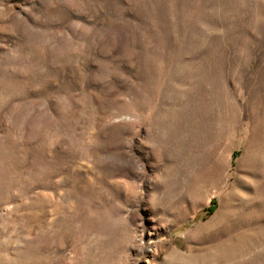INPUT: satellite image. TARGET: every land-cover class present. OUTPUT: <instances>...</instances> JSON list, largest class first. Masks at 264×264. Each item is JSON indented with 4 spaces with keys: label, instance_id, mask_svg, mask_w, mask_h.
<instances>
[{
    "label": "rangeland",
    "instance_id": "obj_1",
    "mask_svg": "<svg viewBox=\"0 0 264 264\" xmlns=\"http://www.w3.org/2000/svg\"><path fill=\"white\" fill-rule=\"evenodd\" d=\"M0 264H264V0H0Z\"/></svg>",
    "mask_w": 264,
    "mask_h": 264
}]
</instances>
